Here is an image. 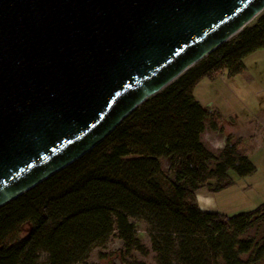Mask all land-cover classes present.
I'll use <instances>...</instances> for the list:
<instances>
[{"label": "trees", "instance_id": "obj_1", "mask_svg": "<svg viewBox=\"0 0 264 264\" xmlns=\"http://www.w3.org/2000/svg\"><path fill=\"white\" fill-rule=\"evenodd\" d=\"M264 48V11L174 82L131 112L83 156L0 207V264H88L96 245L117 232L127 254L150 250L157 264H258L264 237L246 234L264 222V203L233 216L200 207L196 191H218L256 171L229 140L220 155L203 142L210 109L194 94L203 79L247 70L245 58ZM170 160L168 170L163 160ZM170 171H174V178ZM28 235L21 237L24 226ZM248 255L247 258H244ZM132 264H146L135 261Z\"/></svg>", "mask_w": 264, "mask_h": 264}, {"label": "water", "instance_id": "obj_2", "mask_svg": "<svg viewBox=\"0 0 264 264\" xmlns=\"http://www.w3.org/2000/svg\"><path fill=\"white\" fill-rule=\"evenodd\" d=\"M263 11L264 0H0V207Z\"/></svg>", "mask_w": 264, "mask_h": 264}, {"label": "rangeland", "instance_id": "obj_3", "mask_svg": "<svg viewBox=\"0 0 264 264\" xmlns=\"http://www.w3.org/2000/svg\"><path fill=\"white\" fill-rule=\"evenodd\" d=\"M257 18L250 24L255 23ZM245 64L247 70L244 73L229 76L226 70H222L214 79L203 78L194 89L197 100L210 109L217 123V128H212L211 120L207 121L208 127L203 135L206 146L220 155L230 140L237 143L238 152L248 156L256 166V171L247 176H239L230 170L232 182L221 190L200 188L196 191L204 208L229 216L254 211L264 203V48L248 55ZM163 164L168 170L170 160L164 159ZM170 175L174 178L175 172L170 171ZM137 227L140 239L150 250L148 255L138 251L127 254L115 232L106 245L92 248L86 262L132 264L144 261L146 264H157L145 223L138 221ZM30 230V225L24 226L21 237L27 236ZM246 236L262 241L264 222L257 224ZM258 264H264V259Z\"/></svg>", "mask_w": 264, "mask_h": 264}, {"label": "crops", "instance_id": "obj_4", "mask_svg": "<svg viewBox=\"0 0 264 264\" xmlns=\"http://www.w3.org/2000/svg\"><path fill=\"white\" fill-rule=\"evenodd\" d=\"M212 110H213V109H212ZM225 138H226V137H224V142H225V140H226ZM196 196H197V192H196ZM197 199H198V203H199L200 207H201L202 209H204V210H208V209H206V208H204V207L202 206V204H201V202H200L198 196H197ZM208 211H211V210H208Z\"/></svg>", "mask_w": 264, "mask_h": 264}]
</instances>
